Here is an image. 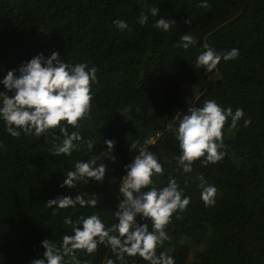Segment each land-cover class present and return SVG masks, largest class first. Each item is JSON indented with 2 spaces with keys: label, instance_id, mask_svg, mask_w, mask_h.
I'll use <instances>...</instances> for the list:
<instances>
[{
  "label": "trees",
  "instance_id": "trees-1",
  "mask_svg": "<svg viewBox=\"0 0 264 264\" xmlns=\"http://www.w3.org/2000/svg\"><path fill=\"white\" fill-rule=\"evenodd\" d=\"M206 2L207 8L200 7L201 0H0V79L35 55L53 51L61 60L97 69L91 110L80 122L81 149L70 157L53 156L43 136L11 137L0 121V264H29L41 257V240L59 243L71 234L65 217L96 213L115 223L118 184L136 154V149L129 152L133 143L162 164L163 174L153 177L157 187L174 177L190 197L186 210L173 214L165 229L170 240L157 254L163 251L175 264H264V0ZM151 7L160 9L158 15L140 25L138 17ZM160 18L175 24L161 31L154 26ZM114 20L129 28L118 30ZM187 32L197 43L185 50L176 45ZM205 44L218 53L236 48L239 55L221 59L208 72L195 67ZM205 100L233 112L241 108L244 117L235 128L226 120L222 160L201 163V157L185 174L174 158L178 141L168 126L178 123V113L187 114ZM104 138L116 142L114 163L97 160L109 169L104 183L60 188L77 160L100 156ZM89 139L95 142L92 151L84 143ZM200 177L203 186L217 189L212 206L200 199ZM77 191L97 196L96 208L77 205L53 213L47 207V200ZM77 257L82 264L108 259L146 264L138 256L121 261L100 246L92 255L77 251Z\"/></svg>",
  "mask_w": 264,
  "mask_h": 264
},
{
  "label": "clouds",
  "instance_id": "clouds-1",
  "mask_svg": "<svg viewBox=\"0 0 264 264\" xmlns=\"http://www.w3.org/2000/svg\"><path fill=\"white\" fill-rule=\"evenodd\" d=\"M200 7L207 8L209 5L206 0H201ZM159 11L158 7H151L147 14L141 13L137 22L144 25L149 15L156 17ZM113 23L121 31L129 28L123 20H114ZM173 24V19L160 18L154 26L168 32ZM196 43L195 37L187 32L180 36L176 46L186 50ZM203 48L196 56L195 67L208 72L216 69L221 59L233 60L239 55L236 48L225 53H218L207 44ZM96 73L95 66L61 60L56 51L47 57L39 53L23 62L18 69L8 70L0 79L3 86L0 91V121L4 122L5 131L13 138L20 137L22 133L25 136H43L44 142L51 144L53 156L70 157L74 151L81 149L80 122L88 117L91 110V84L96 83ZM176 116H179L178 123L168 127L178 141L179 154L174 158L180 170L187 174L193 171V162L201 157L204 158L201 163L212 164L224 158L222 129L229 118L230 127L235 128L244 117V111L237 108L233 112L231 108H222L215 100H205L201 107H189L187 114L178 113ZM248 123V120L244 121L245 126ZM84 143L88 151L93 150V140ZM115 143V140L104 138L102 145L105 147L100 156L77 160L66 172L59 187L77 190L80 182L103 184L109 169L104 162L97 163V160L103 157L114 163ZM148 143L152 141H145V144ZM132 149H136V154L124 165L125 175L118 184V203L112 212L115 223L109 224L96 213L81 215L76 220L65 217L63 223L70 226L71 234H64L59 243L41 240L43 254L29 264H82L77 251L92 255L97 252L98 246L106 247L121 261L125 256H138L146 264H175L172 256L163 251L157 254V249L170 240L165 229L173 214L186 210L190 197L184 195V189L174 177H169L166 185L157 187L153 177L162 175L164 171L158 157L146 148H137L136 143L129 146V152ZM200 179V199L206 207L212 206L216 202L217 189L211 184L203 186V178ZM46 204L53 213L56 209H75L77 205L80 208H96L97 196L77 191L75 195H57L47 200ZM107 264L114 262L108 259Z\"/></svg>",
  "mask_w": 264,
  "mask_h": 264
}]
</instances>
